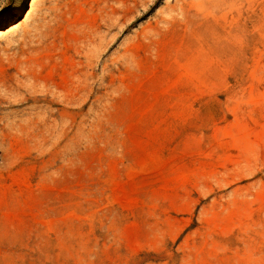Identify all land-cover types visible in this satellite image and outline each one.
I'll use <instances>...</instances> for the list:
<instances>
[{"label":"rangeland","instance_id":"obj_1","mask_svg":"<svg viewBox=\"0 0 264 264\" xmlns=\"http://www.w3.org/2000/svg\"><path fill=\"white\" fill-rule=\"evenodd\" d=\"M0 264H264V0H0Z\"/></svg>","mask_w":264,"mask_h":264},{"label":"bare ground","instance_id":"obj_2","mask_svg":"<svg viewBox=\"0 0 264 264\" xmlns=\"http://www.w3.org/2000/svg\"><path fill=\"white\" fill-rule=\"evenodd\" d=\"M9 29V28H8ZM7 30V29H6Z\"/></svg>","mask_w":264,"mask_h":264}]
</instances>
